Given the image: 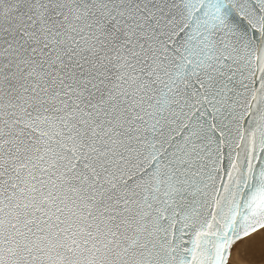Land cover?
Returning a JSON list of instances; mask_svg holds the SVG:
<instances>
[{"label": "water", "instance_id": "water-1", "mask_svg": "<svg viewBox=\"0 0 264 264\" xmlns=\"http://www.w3.org/2000/svg\"><path fill=\"white\" fill-rule=\"evenodd\" d=\"M264 225V0H0V264H226Z\"/></svg>", "mask_w": 264, "mask_h": 264}, {"label": "rangeland", "instance_id": "rangeland-1", "mask_svg": "<svg viewBox=\"0 0 264 264\" xmlns=\"http://www.w3.org/2000/svg\"><path fill=\"white\" fill-rule=\"evenodd\" d=\"M227 264H264V227L236 242Z\"/></svg>", "mask_w": 264, "mask_h": 264}, {"label": "bare ground", "instance_id": "bare-ground-1", "mask_svg": "<svg viewBox=\"0 0 264 264\" xmlns=\"http://www.w3.org/2000/svg\"><path fill=\"white\" fill-rule=\"evenodd\" d=\"M263 227H264V225H262V226H260V227L256 228L255 230H253V231H251V232H249V233L245 234L244 236H242L240 239H242V238H245L246 236H249L250 234H252V233L256 232L257 230H259V229H261V228H263ZM240 239H238L237 241H235V242H234V244H235L236 242H238ZM234 244H233V245H234ZM233 245H232V247H233ZM232 247H231V248H232ZM231 248H230L229 255H228V257H227V262H226V264L228 263V258H229V256H230V253H231Z\"/></svg>", "mask_w": 264, "mask_h": 264}]
</instances>
